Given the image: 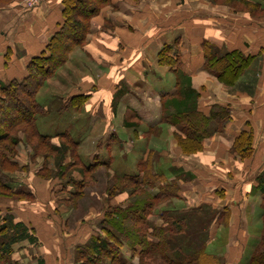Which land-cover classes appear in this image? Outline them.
<instances>
[{
  "label": "crops",
  "instance_id": "obj_1",
  "mask_svg": "<svg viewBox=\"0 0 264 264\" xmlns=\"http://www.w3.org/2000/svg\"><path fill=\"white\" fill-rule=\"evenodd\" d=\"M176 1L110 0L91 20L84 47H76L57 72L60 83L72 84L68 88L72 91H67L71 97L85 96L87 100L61 116L56 114L66 123L60 131L53 132L54 122L50 121L43 123L44 133L40 132L49 137L68 132L81 146L91 138L93 129L100 130L94 151L88 156L79 154L88 164L96 159L100 168L111 167L119 177L126 174L116 171L117 159L130 156L135 168L130 176H136L151 157L154 172L179 189L178 198L169 201L174 208L211 205L221 215L211 232L213 237L221 229L225 232L224 239L219 237V247L225 248L230 262L239 263L255 246L259 233L252 230L262 221L258 218L249 223L247 207L257 200L256 211L263 204L253 187L264 171V0H189V8L177 6ZM192 1L197 3L195 7L190 5ZM11 2L0 5V82L5 85L28 74L31 60L59 30L64 10L63 0H46L32 11ZM177 18L187 20L178 24ZM206 41L221 52L240 51L253 58L234 86H226L205 70L202 45ZM164 45L172 47V54L179 53L182 70L199 93L198 111L206 117L217 106L230 113L221 132L214 131L215 123L211 126L203 150L197 153L185 154L175 139L176 129L162 120V96L176 93L173 70L159 61ZM70 67L77 68L75 78L68 73ZM56 80L49 79L38 96L46 111L59 92L57 87L51 88ZM78 112L87 119L79 120L80 127L72 118ZM246 132L253 135V153L242 159L233 145ZM223 214L228 216L226 224L221 222ZM79 234L75 245L87 242L95 233L92 227H83ZM213 237L211 234L207 245L217 248ZM27 249L31 247L25 242L16 245L13 258L28 264L24 258ZM58 257L56 251L47 259ZM37 260L45 264L43 259Z\"/></svg>",
  "mask_w": 264,
  "mask_h": 264
},
{
  "label": "trees",
  "instance_id": "obj_2",
  "mask_svg": "<svg viewBox=\"0 0 264 264\" xmlns=\"http://www.w3.org/2000/svg\"><path fill=\"white\" fill-rule=\"evenodd\" d=\"M109 3L110 0H63V22L46 49L31 60L28 74L20 81L13 80L6 85L0 82V199H17L19 202L35 200L30 192L13 188L12 181L7 179L8 173L19 169V164L12 157L17 158L14 150L21 140L18 141L16 137L21 134L34 144L37 155L42 149L62 153L59 155L62 159L71 155L73 162L66 163V167L81 176V180L74 178L70 181L77 190L69 192L66 185H62L55 194L69 192L72 199L80 198V192L87 184V176H92L102 166L96 159L92 164L83 161L77 151L79 143L68 132L55 137L40 132L37 116L45 113V110L38 103L36 94L62 68L76 47H84L91 20ZM178 45L177 40L174 46ZM202 48L205 70L230 87L248 69L253 59L240 51L221 52L207 41ZM172 50L169 45H164L159 56L160 63L169 66L176 77V93L162 96V120L176 129L175 139L183 152L193 154L203 150V142L210 136L214 123V131H222L231 119L230 113L217 106L206 117L198 111L196 103L199 93L192 88V79L183 72L179 53L172 54ZM86 100L85 96H77L71 98V103L77 108ZM56 138L60 147L53 144ZM252 140L250 132L235 138L234 151L242 159L249 158L253 153ZM59 168L61 171L58 174L50 173L47 169L49 175L43 174L44 170L38 175L45 179H62L67 172ZM141 171L136 176L117 177L120 184L132 186V189L122 188L130 192V201L124 207H110L100 220L99 232L87 242L75 246V264H222L219 257L207 252L209 233L205 230L202 233V229H195L191 233L193 240L188 241L185 247L180 245L182 241L176 243L178 237L185 235L187 217L175 218L170 210L158 213L156 209L161 203L178 198L179 189L175 182H168L154 172L151 157L142 163ZM120 184L116 185V191H119ZM253 191L262 196L261 217L264 219V171L256 179ZM72 199L66 201L73 202ZM2 213L0 207V264H20L13 258L15 246L24 242L37 246L39 238L34 228L16 221L10 210L4 215ZM210 215L209 220L199 218L206 220L200 223L203 229L206 226V230H209L214 222L221 219V215ZM156 216L160 224L155 220ZM224 216L228 217L226 214ZM248 260L247 264H264V226ZM38 264L44 263L39 260Z\"/></svg>",
  "mask_w": 264,
  "mask_h": 264
},
{
  "label": "rangeland",
  "instance_id": "obj_3",
  "mask_svg": "<svg viewBox=\"0 0 264 264\" xmlns=\"http://www.w3.org/2000/svg\"><path fill=\"white\" fill-rule=\"evenodd\" d=\"M4 1V0H3ZM0 0V2H3ZM19 2V6L22 5L23 0H15ZM212 2L215 0H211ZM225 1V0H222ZM220 0H216V2H222ZM189 0H177L176 5L180 6L182 8H189V5H187ZM11 4L12 2H8ZM7 2L0 3L1 6L3 4H8ZM194 4H197L196 2H191L190 5L195 7ZM41 4L37 5L36 7L32 8V10H36ZM238 9H242L241 7H237ZM196 8H194L195 10ZM184 10V9H183ZM195 14L192 12V17H194ZM177 23H185L187 19H176ZM64 66V65H63ZM62 66V67H63ZM91 68L88 67L84 69L85 71L87 69ZM59 70H62V68L58 69L54 76L52 78L57 79L56 83H54L51 88L58 89L57 95L54 97V100L52 104L49 106L48 110L45 113L37 116V123H39V130L41 129V132H43V126L44 124H49L50 121H53L54 124L51 127V130H57L60 131L62 126H64L66 123L65 121L62 122V118H58L57 115H63V112L65 110H68L70 107L72 109H76L74 105L71 103V96L67 93L72 91L68 89L72 84L68 83H60L61 80H59L57 72ZM77 68L70 67L68 69V73H70L72 78L74 77V74H76ZM50 78V79H52ZM49 80V79H48ZM47 83L37 92V101L38 96L40 92H43L46 88ZM51 92H49L50 94ZM48 94V95H49ZM74 111V110H73ZM72 111V112H73ZM79 111H81L79 109ZM57 114V115H56ZM72 116L73 120L77 123V127H80L79 120L85 121L86 116L83 113H73ZM65 117V116H63ZM71 119V117H67ZM44 123V124H43ZM80 131V130H79ZM100 130L93 129L91 138L87 140L83 145L79 146L78 153H81L84 156L90 155L94 150L97 140L99 137L97 136ZM79 134V133H78ZM78 136V135H77ZM18 138V141H20L17 148H15L14 153H17V158L12 157L16 162L19 164V169L15 172L8 173L7 179H9L11 182V185L15 189H22L26 192H30L32 195L35 196V200H26L23 202H19L17 199L8 200V199H0V207L3 210V213L1 215H4L7 210H10L18 222H24L28 226L30 225V228H34L36 231V237L39 238V243L37 246L29 245L31 247L30 249H27L28 252L25 254V263L28 264H38L37 259H43L45 261V264L49 262V264H75L76 256H75V244L78 240L77 234H79V231L83 227H92L93 233L99 232L98 225L100 223L99 216L102 215L101 219L104 217L105 212L110 207H124L127 206L130 201V192H127L125 189L122 190V188H131V185H126L124 183L120 184L118 181V176L114 175L113 170L111 167L108 168H99L96 170L92 176H87V184L85 187L82 188L80 192V198L72 199L69 192H73L75 187H73L72 182H70L72 179H80L81 176L78 173L71 172L67 167L66 163L73 162V159L71 155L65 156V158H60V154L49 152L48 150L42 149L39 150V154L37 155V151L34 148V144L29 143L28 140L24 137L23 134L16 137ZM53 144L60 147L59 141H53ZM133 156V154H131ZM132 159L130 156H126L122 159H117L115 162V168L119 174H126V175H134L135 174V168L131 164ZM22 167H26L24 169H21ZM59 167H62L64 172H67V174L62 178H51V179H45L39 177V173L44 170L43 174L49 175L50 173L58 174L61 169ZM50 173H47L46 170ZM20 170V171H19ZM119 186V191H116L115 188L116 185ZM124 184V185H123ZM62 185H66V189L69 191L63 192V193H57L55 194V191H60ZM130 189V190H131ZM71 198L72 201H66L67 199ZM262 199V198H261ZM259 199V200H261ZM170 200L166 201L165 203H161L159 207L156 209V212H160L163 210H170L172 211V215L175 218H179L180 216H186L187 218V228L185 229V235L178 237L176 240V243H180L181 246L185 247L188 241L193 240V236L191 233L195 231V229H202V233H204V230L209 233V239L212 234V237L215 235V233L211 232L212 225L214 226L215 222L209 227V230H206V223L203 224L204 229L200 227V223L206 222L208 219L209 214L212 217L213 214H217V211L214 207L207 206L202 208H194V209H187V210H179L176 207L174 208ZM257 200H255V203H251L247 207V215L249 223H256L260 218L261 222L259 223V228L255 227L252 232H258V239H254L255 241H259L261 231L264 226V219H262V207L260 210L254 211L253 207L257 206ZM55 205L58 207L55 208ZM8 208V209H7ZM59 209V210H58ZM174 213V214H173ZM158 215V214H157ZM154 217V216H153ZM157 217V216H156ZM224 214L222 215L221 222L226 224L228 221V218H225ZM155 218V217H154ZM153 218V219H154ZM203 218L206 219L203 221ZM259 218V219H258ZM152 219V220H153ZM157 223L160 221L158 220V217L155 219ZM222 230V229H221ZM217 231V236L213 237L211 241H215L217 248L213 247V244L207 247V252L216 255L219 257L222 261V264H247L248 259L254 249V245H252L251 248L248 249L246 257L243 259V262L239 263H232L230 262L228 258H226V250L225 248L222 249L219 247L221 245L222 241L219 239H224L225 232L224 231ZM82 233V232H81ZM219 233V234H218ZM217 237V238H216ZM229 237V234H228ZM209 239L207 243H209ZM179 240V241H178ZM201 243V242H200ZM257 243V242H256ZM78 245V244H77ZM212 246V248H210ZM27 247L24 248V250ZM23 249H21L22 251ZM58 252V259H53L52 261L50 259H47V256L50 254H54V252ZM73 253V256H72ZM24 260V259H23ZM51 261V262H50ZM136 262V261H134Z\"/></svg>",
  "mask_w": 264,
  "mask_h": 264
},
{
  "label": "built area",
  "instance_id": "obj_4",
  "mask_svg": "<svg viewBox=\"0 0 264 264\" xmlns=\"http://www.w3.org/2000/svg\"><path fill=\"white\" fill-rule=\"evenodd\" d=\"M46 0H23L21 7L24 10L31 11L32 8L44 3Z\"/></svg>",
  "mask_w": 264,
  "mask_h": 264
}]
</instances>
